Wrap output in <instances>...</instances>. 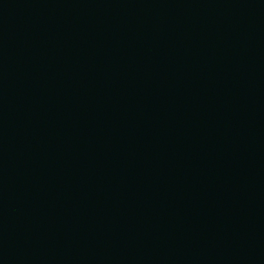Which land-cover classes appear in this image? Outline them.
Returning a JSON list of instances; mask_svg holds the SVG:
<instances>
[{
    "label": "water",
    "instance_id": "water-1",
    "mask_svg": "<svg viewBox=\"0 0 264 264\" xmlns=\"http://www.w3.org/2000/svg\"><path fill=\"white\" fill-rule=\"evenodd\" d=\"M0 264H264V0H0Z\"/></svg>",
    "mask_w": 264,
    "mask_h": 264
}]
</instances>
